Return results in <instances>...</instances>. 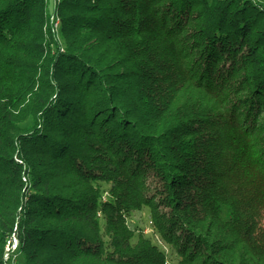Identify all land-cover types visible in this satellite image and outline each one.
Instances as JSON below:
<instances>
[{
  "label": "trees",
  "instance_id": "1",
  "mask_svg": "<svg viewBox=\"0 0 264 264\" xmlns=\"http://www.w3.org/2000/svg\"><path fill=\"white\" fill-rule=\"evenodd\" d=\"M0 264H264V0H0Z\"/></svg>",
  "mask_w": 264,
  "mask_h": 264
},
{
  "label": "rangeland",
  "instance_id": "2",
  "mask_svg": "<svg viewBox=\"0 0 264 264\" xmlns=\"http://www.w3.org/2000/svg\"><path fill=\"white\" fill-rule=\"evenodd\" d=\"M128 226L132 230H141L143 236L148 238L154 245L158 246L168 256V260L172 262L173 257L169 256L168 246L164 245L151 229L149 213L147 210L132 214L131 218L128 220Z\"/></svg>",
  "mask_w": 264,
  "mask_h": 264
},
{
  "label": "bare ground",
  "instance_id": "3",
  "mask_svg": "<svg viewBox=\"0 0 264 264\" xmlns=\"http://www.w3.org/2000/svg\"><path fill=\"white\" fill-rule=\"evenodd\" d=\"M51 22H52V25H51ZM49 24H50L53 32L57 30L58 23H57V21L54 20L53 17H51L49 19ZM5 258H7V255H5Z\"/></svg>",
  "mask_w": 264,
  "mask_h": 264
},
{
  "label": "built area",
  "instance_id": "4",
  "mask_svg": "<svg viewBox=\"0 0 264 264\" xmlns=\"http://www.w3.org/2000/svg\"><path fill=\"white\" fill-rule=\"evenodd\" d=\"M51 25H52V22H51ZM13 241H14V245H13ZM16 245H17V240H16V238L13 236V237H12L11 251H13V250L16 248ZM7 257H8V255H7Z\"/></svg>",
  "mask_w": 264,
  "mask_h": 264
}]
</instances>
